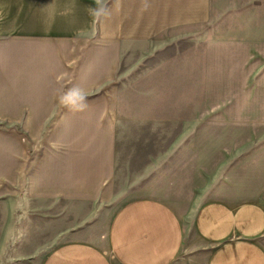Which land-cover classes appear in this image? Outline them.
I'll return each mask as SVG.
<instances>
[{
    "label": "rangeland",
    "instance_id": "1",
    "mask_svg": "<svg viewBox=\"0 0 264 264\" xmlns=\"http://www.w3.org/2000/svg\"><path fill=\"white\" fill-rule=\"evenodd\" d=\"M249 13L151 41L0 38V68L36 77L21 105L52 119L0 123L11 146L15 137L35 153L37 168L57 158L58 180L101 188L84 191L93 200H62L72 204V231L49 218L44 182L36 209L21 197V264H40L70 236L96 241L134 198L161 199L186 216L211 199H264V24Z\"/></svg>",
    "mask_w": 264,
    "mask_h": 264
},
{
    "label": "crops",
    "instance_id": "2",
    "mask_svg": "<svg viewBox=\"0 0 264 264\" xmlns=\"http://www.w3.org/2000/svg\"><path fill=\"white\" fill-rule=\"evenodd\" d=\"M251 9L264 24V0H0V38H20L14 41L23 44L26 37L73 40L92 34L101 40L151 41L170 28L212 26L219 17L245 16ZM30 76L2 64L0 105L8 106H0V123L52 120L21 105L36 89V77ZM16 140L12 147L10 134L0 128V224L17 225L0 231V264H21V197L36 209L32 200L42 198L44 182L49 218L72 231V204L62 200H93L84 191L101 190L99 182L81 189L79 180H58L55 157L48 167L37 168L36 154L20 151ZM97 237L100 242L70 236L40 264H264V199L237 204L211 199L186 216L161 199L134 198Z\"/></svg>",
    "mask_w": 264,
    "mask_h": 264
},
{
    "label": "clouds",
    "instance_id": "3",
    "mask_svg": "<svg viewBox=\"0 0 264 264\" xmlns=\"http://www.w3.org/2000/svg\"><path fill=\"white\" fill-rule=\"evenodd\" d=\"M75 94L79 96L81 101L85 100V94L82 90H80V89L75 90ZM85 106H86V104L81 105V107H85Z\"/></svg>",
    "mask_w": 264,
    "mask_h": 264
}]
</instances>
